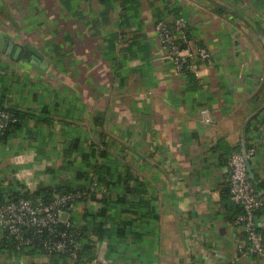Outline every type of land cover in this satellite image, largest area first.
Masks as SVG:
<instances>
[{
  "label": "crops",
  "instance_id": "obj_1",
  "mask_svg": "<svg viewBox=\"0 0 264 264\" xmlns=\"http://www.w3.org/2000/svg\"><path fill=\"white\" fill-rule=\"evenodd\" d=\"M178 18L211 53L198 77L176 73L155 36L156 20ZM2 40L27 61L0 52V101L26 113L0 141L1 189L80 186L77 173L95 181L104 164L129 179L68 209L77 231L99 227L87 263L81 240L72 262L17 253L0 234V264H264L239 251L224 172L255 148L264 236V0H0ZM28 48L43 56L36 69Z\"/></svg>",
  "mask_w": 264,
  "mask_h": 264
},
{
  "label": "built area",
  "instance_id": "obj_2",
  "mask_svg": "<svg viewBox=\"0 0 264 264\" xmlns=\"http://www.w3.org/2000/svg\"><path fill=\"white\" fill-rule=\"evenodd\" d=\"M187 30V21L183 18L172 22L158 19L154 23L155 36L174 71L198 77L200 65L210 61L211 53L205 47L193 44ZM200 117L206 124L211 122L207 109L200 110ZM17 121L14 113L6 108L0 109V135ZM254 155V147L244 153L234 152L224 172L228 179L229 199L241 210L232 220L233 226L246 237L239 245V251L244 255L262 257L264 236L258 230L256 214L263 207V201L248 172L249 162ZM0 184L4 186L5 183ZM96 185L94 182L93 187ZM85 196L86 192L63 194L54 189L50 199L43 200L27 198L22 193L12 196V192L4 191V200L0 203V234L4 241H8L5 247L23 254L37 244L42 256L61 255L72 262L76 261L80 243L77 228L71 217L67 216V211L76 202L83 201ZM64 214L66 217L62 218Z\"/></svg>",
  "mask_w": 264,
  "mask_h": 264
},
{
  "label": "trees",
  "instance_id": "obj_3",
  "mask_svg": "<svg viewBox=\"0 0 264 264\" xmlns=\"http://www.w3.org/2000/svg\"><path fill=\"white\" fill-rule=\"evenodd\" d=\"M2 101V100H1ZM0 101V109H4L6 107H3L2 102ZM8 111L14 113L15 117L17 118V122L14 124H11L8 126V128L5 130L4 134L0 135V141H6L7 138L10 136V134L15 133V131H21L23 129V127L25 126V117H26V113H24L22 110H18L15 108H6ZM105 154L102 152L101 156L103 157ZM88 155L84 154V160L86 159ZM115 170V169H114ZM95 181L93 180H88L89 176L87 175L86 172H79L76 175V178L83 181V183L80 184V186L75 185L72 181H69L67 183H62L61 185L57 186V188L55 189L56 191H58L59 193H75V192H86V196L83 199V201L88 202V201H95L96 200V194L98 193H102V192H109L111 190V188L114 189L115 186H122V182L124 181V179H129V176L121 173V172H115L113 171V167L109 166V165H100L98 167L95 168ZM252 180V179H251ZM96 182V187H93V183ZM254 186L255 183L252 180ZM256 188V187H255ZM129 189V188H127ZM125 189V190H127ZM51 193L52 190L51 189H40L35 195H26L25 193H23V195L27 198H31V199H37V198H42L43 200H49L51 197ZM2 194H4V190L1 189L0 187V203H2L3 201V196ZM15 196L17 194L12 193V196ZM104 199V196H101ZM14 198V197H13ZM102 200V199H101ZM105 200V199H104ZM237 213H240V209L237 208ZM85 219H91L93 217V215L89 214V213H85L84 215ZM94 218V217H93ZM95 226V225H94ZM94 226H92L91 221H87V224L85 226H83L80 230L77 231V239L81 240L83 244V249L82 251H84V256H87L86 258L88 259L87 261H84L83 263H87L88 261L91 260L92 257L91 256V247L93 246V241L90 238V235L93 232H97V229L99 227L94 228ZM95 232V233H96ZM104 232V231H103ZM4 240V239H3ZM8 244V241L3 242V244ZM5 246V245H4ZM35 248L32 250H29L28 254H32L34 252H38L39 251V246L37 244L34 245ZM10 249V248H9ZM82 252H79L78 255V262L82 261Z\"/></svg>",
  "mask_w": 264,
  "mask_h": 264
},
{
  "label": "water",
  "instance_id": "obj_4",
  "mask_svg": "<svg viewBox=\"0 0 264 264\" xmlns=\"http://www.w3.org/2000/svg\"><path fill=\"white\" fill-rule=\"evenodd\" d=\"M12 50H13V43H11L10 41H7V40L0 41V52L2 54H4L7 57H12V59L14 61H19V60L27 61V55L26 56L21 55V52H22L21 48H17L13 54H12ZM28 51H30L32 54L29 56V58H30L29 63H31V65H33L34 69L38 68V61H40V60L42 61L43 56L39 52H37V50H35L34 48H28ZM39 66H40V64H39ZM65 217H66V214H64L62 216V218H65Z\"/></svg>",
  "mask_w": 264,
  "mask_h": 264
}]
</instances>
